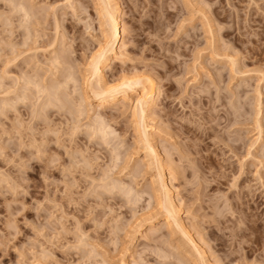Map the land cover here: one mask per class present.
Listing matches in <instances>:
<instances>
[{
	"label": "rangeland",
	"instance_id": "1",
	"mask_svg": "<svg viewBox=\"0 0 264 264\" xmlns=\"http://www.w3.org/2000/svg\"><path fill=\"white\" fill-rule=\"evenodd\" d=\"M9 1L27 14L15 12ZM97 3L0 0V102L25 97L0 110V264H194L178 233L163 228L142 237L165 220L149 184L156 171L147 170L145 152L133 141L131 109L98 107L92 100L80 104L84 69L108 41ZM117 5L123 39L115 55L122 57L105 66V78L115 84L133 72L156 82L146 121L181 222L204 246L210 264H264V0H117ZM68 71L77 81L67 86L63 110L51 108L34 118L36 90L25 88L24 80L49 85ZM7 89L15 92L6 95ZM97 114L114 132L105 140L92 133ZM104 179L117 187H101Z\"/></svg>",
	"mask_w": 264,
	"mask_h": 264
},
{
	"label": "bare ground",
	"instance_id": "2",
	"mask_svg": "<svg viewBox=\"0 0 264 264\" xmlns=\"http://www.w3.org/2000/svg\"><path fill=\"white\" fill-rule=\"evenodd\" d=\"M7 1V0H6ZM27 1V0H26ZM98 3L97 4H99L98 6V8H97V10L99 9L100 11H98V13H100V18H104V19H106L105 21L107 22V24H105V26L107 25L108 26V31H106V27H105V31H106V33L108 34V36H105V37H107L108 38V41H106L107 39H105V37H104V39H105V43L97 50V52L94 54V55H92V57H91V59H90V61L87 63V68L86 69H84L85 70V74L83 75V77H82V82H81V86H80V89L81 90H79L80 92L79 93H81L80 95H82V96H80L81 97V101H80V104L82 103V102H84V103H87V101L88 100H92V101H94V102H97L98 104V107H100V106H103L104 104H111V105H114V106H117V105H121V107H123L124 109H128V108H130L131 109V114H130V119H132V126H133V129H134V133H135V137H136V139L135 140H133L134 142L136 141L137 142V144H138V146L142 149V150H144L143 152H145V159L147 160V162L148 163H146L147 164V168H150V169H147V170H150L151 171V169H155V171H156V176H153L154 177V179H153V177H150L151 179H150V188H151V194H152V198H154L155 199V204H156V206H157V208L159 209V213L164 217V222H163V224L162 223H160V224H162L161 226H160V224H158L157 226L158 227H151V228H149L143 235H142V233L140 234V235H142V237H143V239L144 238H146L147 239V237H149V235L154 231V232H156V230H161V229H170L171 230V232H173V233H178L179 234V236L182 238V240L184 241V243L185 244H182V245H187L186 247H185V249L187 250V247L189 248V250H190V252H191V255H193L194 254V259H195V261H191V260H193V258H191L190 259V261H189V263L190 262H192V263H194V264H210L209 262H207L206 261V256L205 255H207V254H205V251L203 250L204 248V246L202 247V245H201V247L203 248H201L200 246H199V244L197 243V241L194 239V237L190 234V232L191 231H188V228H185V224L183 225V223L181 222V220H180V218H179V216H178V209H179V207H177V205H176V201L172 198V196H171V189H170V187H169V185H171V181L169 182V179L167 180L170 184H167V182H166V180H165V173H164V169H163V163H162V160H161V158H160V156H159V154H158V152H157V150H156V146L154 145V138H153V136L151 135V132L149 131V129H150V127H151V125H149L148 123H147V119L149 118L150 119V117H149V112H150V110H151V106H153V96L156 94V91L158 90V86H157V84H156V82L152 79V77H150V76H147V75H144V74H142L141 73V75H140V73L139 74H137V73H133L132 72V74L130 73V74H128V73H124V74H122L117 80L118 81H116V83L115 84H110L111 82L110 81H108L109 79H107V78H105V73H104V68H105V66L109 63V62H111V61H118V56H120V57H122L121 56V54L122 53H120V55H118V56H116L115 54L117 53V44L120 42V40H122L123 39V37L121 38V35L123 34H121V31L119 30V25H120V14L118 13V5H117V0H96ZM11 2V4H13V6L12 7H14V9H15V12H17V11H19L18 13H20L21 14V12L23 11V13L24 14H27V12H26V10H25V8L23 7V5H21V4H16L15 3V1H14V3H12L13 1H9L8 3H10ZM17 2V1H16ZM95 4V3H94ZM8 5V4H7ZM96 5V4H95ZM29 7H31V6H29ZM72 7V6H71ZM96 7V6H95ZM32 8V7H31ZM31 8H30V10H31ZM73 9V8H72ZM71 9V10H72ZM12 10V9H11ZM55 10V9H54ZM96 10V9H95ZM21 11V12H20ZM14 12V11H13ZM32 12V11H31ZM23 14V15H24ZM31 14H33V13H31ZM78 14V13H77ZM19 15V14H18ZM22 15V14H21ZM22 15V16H23ZM29 15V14H28ZM30 16H32V15H30ZM78 16V15H77ZM98 16V15H97ZM20 17V16H19ZM26 17V16H25ZM53 17H54V15H53ZM17 18H18V16H17ZM23 19V18H22ZM26 19V18H25ZM34 19V18H33ZM56 19V18H55ZM54 19V20H55ZM27 20H28V18H27ZM36 20V19H35ZM24 21V20H23ZM37 21V20H36ZM57 22H58V20H56ZM55 21V22H56ZM103 21V20H102ZM203 21V20H202ZM18 22H20V21H18ZM28 22H29V20H28ZM34 22V21H33ZM32 22V23H33ZM56 22V23H57ZM101 22V21H100ZM55 23V28L53 27V30L55 31V35L56 34H58V32L60 31H57L58 29H59V24H56ZM205 23V22H204ZM207 23H210L209 21H207ZM20 25V24H19ZM88 25V24H87ZM101 25V24H100ZM36 26V25H35ZM19 27V26H18ZM17 27V28H18ZM29 27V26H28ZM99 27V26H98ZM25 28V27H24ZM35 28V27H34ZM52 28V27H51ZM101 28V27H100ZM90 29V28H89ZM22 30V29H21ZM53 31V32H54ZM7 32V31H6ZM27 32H28V30H27ZM52 32V31H51ZM210 32V31H209ZM23 33V32H22ZM105 33V32H104ZM10 34H12V33H10ZM35 34V33H34ZM33 34V35H34ZM40 34V33H39ZM7 35H8V33H7ZM60 35V34H59ZM106 35V34H105ZM12 36H13V34H12ZM39 36V38H40V35H38ZM11 37V36H10ZM23 37V36H22ZM59 37V36H58ZM63 37V36H62ZM9 38V37H8ZM7 38V39H8ZM58 39V38H57ZM10 40V39H9ZM64 40V39H63ZM22 42H23V40H21ZM34 41H36V43H37V40H35L34 39ZM27 42H28V38H27ZM33 42V41H32ZM31 42V43H32ZM56 42V41H55ZM54 42V43H55ZM104 42V41H103ZM122 42V41H121ZM8 43H9V41H8ZM54 43L53 42H51V43H49L47 46H50V45H54ZM215 43V42H214ZM10 44V43H9ZM22 44V43H21ZM23 44H24V42H23ZM64 44V43H63ZM62 44V45H63ZM212 44V43H211ZM13 45V44H12ZM25 45H26V43H25ZM121 45V44H120ZM122 45H123V42H122ZM121 45V46H122ZM10 46V45H9ZM16 46V45H15ZM121 46H119V47H121ZM14 47V46H13ZM24 48H25V46H23ZM40 47V46H39ZM16 48V47H15ZM15 48H13V49H15ZM35 48H37V46L35 47ZM34 48V49H35ZM53 48V47H52ZM122 48V47H121ZM32 49H33V47H32ZM39 49V48H38ZM38 49H36V51L38 50ZM25 50V49H24ZM120 50V49H119ZM20 51V50H19ZM26 51V50H25ZM35 51V52H36ZM55 51V50H54ZM16 52H18V51H16ZM34 52V51H33ZM53 52V51H52ZM13 53V52H12ZM26 53V52H25ZM24 53V54H25ZM28 53H29V50H28ZM50 54H51V52H49ZM37 54H38V52H37ZM56 54V53H55ZM119 54V53H118ZM22 56V55H21ZM35 56V55H34ZM44 56V55H43ZM31 57H32V55H31ZM66 57V56H65ZM125 57V56H124ZM40 58V57H39ZM30 59V58H29ZM36 60H39L38 58L36 59ZM59 60H60V58L58 57V56H56L55 55V57H53L52 58V64L54 65V67H56V66H58V64H60V62H59ZM71 60V59H70ZM120 60V59H119ZM8 61H9V59H8ZM47 61V60H46ZM49 61V60H48ZM8 64V63H7ZM10 64V63H9ZM8 64V65H9ZM40 64V63H39ZM38 64V65H39ZM42 64V63H41ZM6 65V64H5ZM44 65V64H43ZM86 65V64H85ZM44 67H45V65H44ZM43 67V68H44ZM49 67V66H48ZM47 67V68H48ZM52 67V66H51ZM50 67V68H51ZM86 67V66H85ZM38 68H40V67H38ZM57 68V67H56ZM30 69H32V68H30ZM42 69V68H41ZM59 69V68H58ZM57 69V70H58ZM56 70V69H55ZM52 71H54V70H52ZM52 71H50V72H52ZM63 71V70H62ZM71 71V70H70ZM70 71H68V72H63L61 75V78H62V80H60V81H56V83L54 82V83H51V84H47V85H45L44 83V85L40 82V79H39V81H35V80H32V79H30V80H28V79H26V80H24L25 82H26V85H25V88H29L30 89V87L32 86V87H34V89L36 90V97H37V100L36 101H38V102H36V103H38L37 104V108H36V103H34L35 105V108L37 109V110H33L32 112L33 113H35V114H32L33 116H34V118H36L37 117V115L38 114H43L44 115V113H46L47 111H49V109H51V108H54V109H56L57 111H59V110H63V105H64V99L66 98V90H67V86H68V84L70 83V85L73 83V84H75L76 83V81L77 80H75L74 79V77H73V75H72V73L70 72ZM123 71V70H122ZM35 72V71H34ZM30 73V72H29ZM39 73V72H38ZM25 74V73H24ZM56 74V73H55ZM78 74V73H77ZM19 75V74H18ZM42 75V74H41ZM7 76H8V74H7ZM12 76V75H11ZM30 76V75H29ZM28 76V77H29ZM32 76V75H31ZM30 76V77H31ZM56 76V75H55ZM9 77V76H8ZM37 77V76H36ZM47 77V76H46ZM49 77V76H48ZM80 77V76H79ZM10 78V77H9ZM27 78V77H26ZM39 78V77H38ZM52 78V77H51ZM58 78V77H57ZM60 78V77H59ZM116 78V77H115ZM23 79V78H22ZM53 79V78H52ZM111 79V78H110ZM44 80H45V78H44ZM47 80V79H46ZM56 80V79H55ZM79 80V79H78ZM112 80V79H111ZM11 81V80H10ZM19 81V80H18ZM22 81V80H21ZM41 81H42V79H41ZM81 81V80H80ZM114 81V80H113ZM44 82V81H43ZM13 83H14V81H13ZM47 83V82H46ZM50 83V82H49ZM79 83V82H78ZM69 85V86H70ZM19 86V85H18ZM21 86V85H20ZM24 86V85H23ZM30 86V87H29ZM78 86V85H77ZM16 87V86H15ZM2 88V87H1ZM10 88H11V86H10ZM21 88V87H20ZM72 88V87H71ZM17 89V88H16ZM13 91H14V89H12ZM12 90H10V89H7L6 91H5V94L6 95H9L11 92H12ZM18 90V89H17ZM16 90V91H17ZM22 90H24V87H23V89ZM31 90H33V88L31 89ZM70 90V89H69ZM15 92V91H14ZM21 92V91H20ZM24 92H26V90L25 91H23V93ZM70 92V91H69ZM78 92V91H77ZM133 92H136L137 93V96L135 97V98H132L131 96V94L130 93H133ZM4 93V92H3ZM13 93V92H12ZM11 93V94H12ZM29 93V92H28ZM73 93H76L75 91L73 92ZM5 94H3V95H5ZM22 94V93H21ZM25 94V93H24ZM26 94H27V92H26ZM30 94V93H29ZM34 94H35V92H34ZM1 95V94H0ZM5 95V96H6ZM23 95V94H22ZM70 95V94H69ZM68 95V96H69ZM25 96H27V95H25ZM34 96V95H33ZM11 96H7V98L5 97L4 99H2L1 100V107H0V110H6V108L8 109H10V108H14L15 107V104L19 101V100H23L25 97H17L16 96V98H10ZM35 97V96H34ZM27 98V97H26ZM75 98V97H74ZM67 99V98H66ZM76 99H77V97H76ZM27 100H28V98H27ZM79 100V99H78ZM77 102H79V101H77ZM133 103L134 102V104L132 105V107H130V103ZM30 103V102H29ZM32 103V104H33ZM74 103V102H73ZM72 103V104H73ZM84 103H83V107H84ZM18 104V103H17ZM31 104V103H30ZM88 104V103H87ZM20 105V104H19ZM74 105V104H73ZM77 105V107H78V105H79V103H77L76 104ZM82 105V104H81ZM16 107H18V106H16ZM33 107V106H32ZM90 107V106H89ZM104 107H105V105H104ZM70 108V107H69ZM76 108V107H75ZM79 108V107H78ZM87 108V107H86ZM153 108V107H152ZM67 109V108H66ZM72 109H73V107H72ZM80 109V108H79ZM78 109V110H79ZM102 110V109H101ZM15 111V110H14ZM66 111H68V113H70L71 114V109H68V110H66ZM77 111V110H76ZM75 111V112H76ZM20 112V111H19ZM73 112V111H72ZM80 112V111H79ZM83 112V111H82ZM4 113V112H3ZM81 113V112H80ZM47 114V113H46ZM73 114V113H72ZM78 114V113H77ZM83 114V113H82ZM3 115V114H2ZM8 115V114H7ZM88 115V114H87ZM98 115V114H97ZM256 115H258V113L256 114ZM4 116V115H3ZM17 116V115H16ZM41 117H43L42 115H40ZM52 116V115H51ZM77 115H75V117H76ZM81 116V115H80ZM47 117V116H46ZM40 118V117H39ZM44 118V117H43ZM42 118V119H43ZM95 118V117H94ZM15 119V118H14ZM41 119V118H40ZM82 119V118H81ZM106 119V118H105ZM46 120H48V118L46 119ZM35 121H37V120H35ZM39 121V120H38ZM257 121V120H256ZM259 121V120H258ZM256 122V123H258V125H259V123L260 122ZM150 122V121H149ZM36 123V122H35ZM46 124H47V122H45ZM71 123V122H70ZM74 123V122H73ZM49 124V123H48ZM35 125V124H34ZM45 125V124H44ZM68 125V124H67ZM65 126V125H64ZM69 126V125H68ZM131 126V125H130ZM150 126V127H149ZM89 127H90V129H92L91 128V126L89 125ZM93 130H92V133L94 132V134H98L99 135V137H102L103 138V140H105V139H107V137L109 136V135H114V132H112L111 130H110V128H109V126L107 125V123H105V121H104V118L102 117V115H98L97 117H96V119H94V121H93ZM258 127V126H257ZM78 128V127H77ZM76 128V129H77ZM112 128V127H111ZM259 128V130H260V128L261 127H258ZM130 129V128H129ZM18 130V129H17ZM50 130V129H49ZM46 131V130H45ZM159 132V131H158ZM50 133V132H49ZM70 133H71V131H70ZM26 134V133H25ZM40 134H42V133H40ZM72 134V133H71ZM259 134H260V132H259ZM44 135V134H43ZM45 135H48V133L47 134H45ZM74 135V134H73ZM75 136V135H74ZM86 136H87V134H86ZM46 137V136H45ZM98 137V138H99ZM134 137V138H135ZM25 139H26V137H24ZM23 138V139H24ZM38 138H40V137H38ZM73 138V137H72ZM92 138V137H91ZM160 138V137H159ZM95 140H96V138H95ZM102 140V139H101ZM116 140V139H115ZM46 141V140H45ZM109 141V140H108ZM43 142V141H42ZM97 142V141H96ZM156 142V141H155ZM26 143H28V142H26ZM103 143V142H102ZM123 143V142H122ZM46 144V143H45ZM56 144V143H55ZM100 145V144H99ZM27 146H28V144H27ZM115 146V145H114ZM21 147V146H20ZM102 147V146H101ZM108 147H109V145H108ZM116 147V146H115ZM139 147H138V149H139ZM165 148V147H164ZM163 148V149H164ZM33 149V148H32ZM40 149V148H39ZM107 149H109V148H107ZM118 149V148H117ZM135 149V148H134ZM162 149V150H163ZM166 149V148H165ZM18 151V150H17ZM115 151H117V150H115ZM37 152V151H36ZM51 152V151H50ZM83 153V152H82ZM108 153V152H107ZM111 153V152H110ZM125 153V152H124ZM33 155V154H32ZM115 155V154H114ZM248 155V154H247ZM89 156V155H88ZM113 156V155H112ZM119 156V155H118ZM87 157V156H86ZM7 158V157H6ZM112 158V157H111ZM116 158H119V157H116L115 156V161L117 162V160H116ZM21 159V158H20ZM37 159V158H36ZM113 159V160H114ZM126 159V158H125ZM170 159V158H169ZM112 160V161H113ZM122 160V159H121ZM71 161V160H70ZM142 161H143V159H142ZM167 162H168V160H166ZM52 162V161H51ZM79 162V161H78ZM86 162V161H85ZM108 162V161H107ZM92 163V162H91ZM109 163V162H108ZM68 164V163H67ZM84 164V163H83ZM112 164V163H111ZM119 164V163H118ZM135 164V163H134ZM172 164V163H171ZM21 165H22V163H21ZM71 165V164H70ZM85 165V164H84ZM108 165V164H107ZM114 165V166H113ZM116 164H114V161H113V164H112V166H113V168L115 167V169H116V166H115ZM121 165V164H120ZM119 165V166H120ZM122 165H124V164H122ZM130 165V164H129ZM79 166V165H78ZM80 166H82V165H80ZM79 166V167H80ZM109 166V165H108ZM169 166V165H168ZM178 166V165H177ZM70 167H72V166H70ZM74 167V166H73ZM83 167V166H82ZM85 167V166H84ZM84 167H83V169H84ZM88 167V166H87ZM86 167V168H87ZM92 167V166H91ZM123 167V166H122ZM21 168V167H20ZM74 168H76V167H74ZM81 168V167H80ZM89 168V167H88ZM109 168V167H108ZM119 168V167H118ZM124 168V167H123ZM127 168V167H126ZM165 168V167H164ZM168 168H170V167H168ZM179 168V167H178ZM112 169V168H111ZM141 169V168H140ZM70 170V169H69ZM78 170V169H77ZM91 170V169H90ZM108 170H110V169H108ZM119 170H120V168H119ZM122 170V169H121ZM168 170V169H167ZM170 170H172V169H170ZM75 171H76V169H75ZM143 171V170H142ZM153 171V170H152ZM181 171V170H180ZM180 171H178V172H180ZM71 172H73V171H71ZM84 172V171H83ZM83 172H81V173H83ZM110 172V171H109ZM109 172H108V174H109ZM111 172H113L112 170H111ZM110 172V173H111ZM137 172V171H136ZM172 172V171H171ZM177 172V171H176ZM183 172V171H182ZM69 173V172H68ZM85 173V172H84ZM118 173V172H117ZM116 173V174H117ZM128 173V172H127ZM143 174H144V172H142ZM141 173V174H142ZM168 173V172H167ZM80 174V173H79ZM100 174H102V173H100ZM99 174V175H100ZM105 174V173H104ZM107 174V173H106ZM114 174V173H113ZM119 174V173H118ZM136 175V174H135ZM153 175H155L154 173H153ZM173 175V174H172ZM7 176V175H6ZM70 176H72V175H70ZM103 176V175H102ZM101 176V177H102ZM105 176V175H104ZM125 176V175H124ZM175 176V175H174ZM8 177H9V175H8ZM100 177V176H99ZM108 177H110V174H109V176ZM140 177V176H139ZM4 178V177H3ZM112 178V177H111ZM116 178H118V177H116ZM120 178V177H119ZM133 178H135V177H133ZM168 178V177H167ZM10 179V178H9ZM70 179V178H69ZM73 179H75V178H73ZM172 179H173V177H172ZM96 180H99V179H96ZM114 180V179H113ZM102 181V180H101ZM117 181V180H116ZM133 180H131V182H132ZM135 181V180H134ZM133 181V182H134ZM114 182V181H113ZM130 182V183H131ZM120 183V182H119ZM121 183H123V181L121 182ZM126 183V182H125ZM125 183H124V185H125ZM140 184V183H139ZM142 184V183H141ZM101 187H104V188H107V189H109V191H110V189H112V188H115V187H117V185L115 184V183H108V182H106L105 181V179L103 180V182H102V184L100 185ZM131 186V185H130ZM134 186V185H133ZM172 186V185H171ZM11 187V186H10ZM89 187V186H88ZM119 188H120V186H118ZM87 188V187H86ZM118 188V189H119ZM172 188V187H171ZM15 189V188H14ZM19 189V188H18ZM90 189V188H89ZM122 189V188H121ZM124 189H125V187H124ZM129 189V192H130V194H132V192H134V191H132V190H134V189H130V187L128 188ZM149 190V189H148ZM66 191H67V189H66ZM92 191H93V189H92ZM98 191V190H97ZM100 191V190H99ZM126 191V190H125ZM128 191V190H127ZM126 191V192H127ZM88 192H89V190H88ZM94 192V191H93ZM114 192V191H113ZM117 192H119V191H117ZM125 192V193H126ZM124 193V192H123ZM124 193V195H128V193L127 194H125ZM136 193V192H135ZM67 194V193H66ZM65 194V195H66ZM90 194V193H89ZM105 194V193H104ZM115 194V193H114ZM134 194V193H133ZM132 194V195H133ZM69 195V194H68ZM123 195V194H122ZM121 195V196H122ZM92 196V195H91ZM131 196V195H130ZM136 196V198H138L137 196L138 195H135ZM135 196L133 195V198H134V201L135 200H137L136 198H135ZM149 196V195H148ZM61 197V196H60ZM108 197V196H107ZM113 197V196H112ZM127 197V196H126ZM64 198H66V197H64ZM94 198V197H93ZM96 198V197H95ZM94 198V199H95ZM91 199V198H90ZM125 199V198H124ZM128 199H130V198H128ZM128 199L126 200V201H128ZM70 200V199H69ZM122 200H123V198H122ZM178 200V199H177ZM241 200V199H240ZM117 201V200H116ZM139 201V200H138ZM94 202V201H93ZM121 202V201H120ZM133 202V201H132ZM95 203V202H94ZM99 203V202H98ZM128 203V202H127ZM59 204V203H58ZM72 204V203H71ZM111 205V204H110ZM133 205V204H132ZM127 206V205H126ZM155 206V205H154ZM114 207V206H113ZM112 208V207H111ZM153 208V207H152ZM156 208V209H157ZM88 209H90V208H88ZM110 209V208H109ZM113 209V208H112ZM155 209V210H156ZM153 211V210H152ZM158 211V210H157ZM89 212V211H88ZM156 215V214H155ZM147 216H148V214H147ZM150 216H151V214H150ZM150 216H148L149 218H151ZM144 217V216H143ZM145 218H146V216H145ZM148 218V219H149ZM142 220H144V219H142ZM141 220V221H142ZM140 221V222H141ZM57 222V221H56ZM102 222V221H101ZM150 223V222H149ZM116 225V224H115ZM140 225H138V227H139ZM136 228L137 230H136V232L137 231H139L138 229L139 228ZM56 229V228H55ZM131 231H132V229H131ZM130 231V232H131ZM161 231H163V230H161ZM129 232V233H130ZM153 232V233H154ZM168 232V231H167ZM111 233V232H110ZM135 233V232H134ZM171 234V233H170ZM81 235V234H80ZM162 235V234H161ZM165 235V234H164ZM68 236V235H67ZM82 236V235H81ZM135 236V235H134ZM172 236V235H171ZM82 238H83V236H82ZM139 238V237H138ZM137 238V239H138ZM160 238V237H159ZM167 238V237H166ZM181 238H180V241H181ZM142 239V238H141ZM157 239V238H156ZM160 239H162V238H160ZM197 239V238H196ZM140 241V240H139ZM146 241V240H145ZM157 241V240H156ZM162 240H160L159 241V243L161 242ZM77 243V242H76ZM181 243V242H180ZM183 243V242H182ZM79 245V244H78ZM164 245V244H163ZM80 246V245H79ZM85 247V246H84ZM91 247V246H90ZM164 248V247H163ZM93 249V248H92ZM185 249H183L184 251L183 252H185ZM205 250H206V248H205ZM175 251V250H174ZM207 251V250H206ZM192 252H193V254H192ZM95 253V252H94ZM186 254H188V252L186 251L185 252ZM182 254H184V253H182ZM163 255V254H162ZM161 255V257H163ZM172 255V254H171ZM178 255V254H177ZM166 256V255H165ZM185 255H183V257H184ZM187 256V255H186ZM189 256V255H188ZM90 257V256H89ZM94 257V256H93ZM96 257V256H95ZM140 257V256H139ZM173 257V256H172ZM171 257V258H172ZM189 258V257H188ZM183 259V258H182ZM91 261V260H90ZM187 261H188V259H187ZM133 263V262H132ZM143 263V262H142ZM180 264V263H179Z\"/></svg>",
	"mask_w": 264,
	"mask_h": 264
}]
</instances>
